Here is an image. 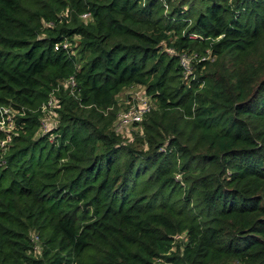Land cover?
Instances as JSON below:
<instances>
[{
  "label": "trees",
  "instance_id": "1",
  "mask_svg": "<svg viewBox=\"0 0 264 264\" xmlns=\"http://www.w3.org/2000/svg\"><path fill=\"white\" fill-rule=\"evenodd\" d=\"M0 124V264H264V0H0Z\"/></svg>",
  "mask_w": 264,
  "mask_h": 264
},
{
  "label": "rangeland",
  "instance_id": "2",
  "mask_svg": "<svg viewBox=\"0 0 264 264\" xmlns=\"http://www.w3.org/2000/svg\"><path fill=\"white\" fill-rule=\"evenodd\" d=\"M142 92H143V88L139 86H133V87L126 88L123 92H121L118 95V100H119V103L121 104L120 113L124 114L126 112V111L123 112L124 108L128 107L127 109H129L132 103L137 101L138 96L142 95ZM52 115L53 113L45 117V119L43 120V126H44L43 129H46L47 127H49L50 122L53 121V117H51ZM125 123L126 122L123 120V116L121 115L117 119V122H116L117 131L125 138H129L130 132L132 131L133 127L130 124H125ZM4 126L5 125L0 124V128H3Z\"/></svg>",
  "mask_w": 264,
  "mask_h": 264
},
{
  "label": "built area",
  "instance_id": "3",
  "mask_svg": "<svg viewBox=\"0 0 264 264\" xmlns=\"http://www.w3.org/2000/svg\"><path fill=\"white\" fill-rule=\"evenodd\" d=\"M71 83H73L71 81ZM141 103L140 106L135 109H130L127 112H125L122 116L124 121L132 120V121H138L141 119L142 115L146 113L149 110V106L147 103H145L142 98L140 99ZM52 104V101H48V105L50 106Z\"/></svg>",
  "mask_w": 264,
  "mask_h": 264
}]
</instances>
